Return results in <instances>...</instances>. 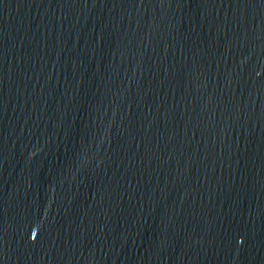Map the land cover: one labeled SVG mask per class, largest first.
<instances>
[{
    "label": "water",
    "instance_id": "95a60500",
    "mask_svg": "<svg viewBox=\"0 0 264 264\" xmlns=\"http://www.w3.org/2000/svg\"><path fill=\"white\" fill-rule=\"evenodd\" d=\"M0 264H264V0H0Z\"/></svg>",
    "mask_w": 264,
    "mask_h": 264
}]
</instances>
